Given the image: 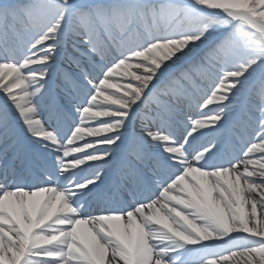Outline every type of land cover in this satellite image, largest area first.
<instances>
[{
	"label": "snow or ice",
	"instance_id": "6c2138e0",
	"mask_svg": "<svg viewBox=\"0 0 264 264\" xmlns=\"http://www.w3.org/2000/svg\"><path fill=\"white\" fill-rule=\"evenodd\" d=\"M0 264H264V0H0Z\"/></svg>",
	"mask_w": 264,
	"mask_h": 264
}]
</instances>
